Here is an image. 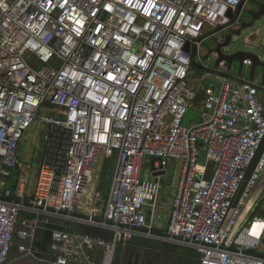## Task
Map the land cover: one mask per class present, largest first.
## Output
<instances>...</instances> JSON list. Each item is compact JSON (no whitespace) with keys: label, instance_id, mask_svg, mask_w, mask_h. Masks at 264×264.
Returning a JSON list of instances; mask_svg holds the SVG:
<instances>
[{"label":"built area","instance_id":"2783aa9c","mask_svg":"<svg viewBox=\"0 0 264 264\" xmlns=\"http://www.w3.org/2000/svg\"><path fill=\"white\" fill-rule=\"evenodd\" d=\"M252 1L0 0V264H116L135 237L192 249L198 264H264V213L242 225L264 152L235 204L264 139V84L210 64ZM36 121L46 135L27 195V170L16 190L9 183ZM102 159L111 179L91 196ZM147 159L153 179L142 176ZM177 160L168 236L139 230L163 219L159 180ZM40 222L53 259L36 246Z\"/></svg>","mask_w":264,"mask_h":264},{"label":"rangeland","instance_id":"374dc122","mask_svg":"<svg viewBox=\"0 0 264 264\" xmlns=\"http://www.w3.org/2000/svg\"><path fill=\"white\" fill-rule=\"evenodd\" d=\"M243 18L245 19L246 17L243 16ZM223 51L226 53H232L235 51L251 52L259 55L264 60V16L259 19L253 27L244 30L240 36H235L231 45L224 47ZM205 59H207V57ZM210 64L211 66H214L215 61L212 60ZM233 66V71H236V69H238V63L234 62ZM193 71L197 74L200 73V70L197 68ZM192 78H194V76H192ZM199 85L200 83L196 82H192L191 84L192 88L196 90L199 89ZM201 100L202 95L199 96V101L196 102L195 106L191 109L185 120V124L187 126H191L194 122L199 121V108ZM45 135L46 125L40 121H36L29 127L28 130H26L22 139V157L25 163L24 169L30 173L29 185L35 184L38 178L39 161L43 150ZM105 160L107 159L100 160L94 176V184L92 183L90 185L89 191H92L93 185L95 186V189L97 188L99 178L101 176H105V186H107L108 181L111 179L112 171L110 169L113 167V163L110 164L109 170L106 171L104 165ZM172 163L173 164L168 173L160 177L159 180L160 194L158 197L160 200L168 202V208L163 210L164 216L166 217V221L164 222H167L168 216H170V194L176 192L181 178L182 162L177 160ZM151 169V165L147 163V160H145L142 173L144 179H153ZM244 210L246 213L242 225H248L254 216L264 213V185L260 188L254 203H252V198L248 200L247 205L244 206ZM258 252L264 254V242L260 245Z\"/></svg>","mask_w":264,"mask_h":264},{"label":"water","instance_id":"95a60500","mask_svg":"<svg viewBox=\"0 0 264 264\" xmlns=\"http://www.w3.org/2000/svg\"><path fill=\"white\" fill-rule=\"evenodd\" d=\"M254 4L256 3V7L254 9H249L247 10L246 8H243V6L239 7V12H241L243 14V16H245L246 18L242 20V25L239 29L234 30L230 33H228L226 35V39L223 43H219L214 49V52L218 53L219 59L218 61L215 63L216 66H218L220 61H225L228 64L229 69H233V65L234 62L238 63V74L239 76H242L245 68L249 67L250 68V73H249V79L253 80L256 78H259L261 83L264 84V60L257 54L255 53H251V52H245V51H235L232 53H226L223 51L224 47H228L231 45V43L233 42V39L235 36H240L242 34V32L246 29H249L251 27H253L255 25V23L261 19L264 16V0H255L252 1ZM250 2V3H252ZM249 3V4H250ZM246 60H250L251 64L250 65H246L245 61ZM198 67V66H197ZM264 152V139L262 140L260 147L254 157V159L252 160L248 170H247V174H246V180L243 183L240 192L235 200V204L238 203V200L240 198V196L242 195L244 189L246 188V185L248 183V180L251 178L255 167L262 155V153ZM45 224L40 222L39 223V227L36 231V238L37 241H42L44 236H45ZM141 231H145V232H151L153 234L156 235H160V236H168V233L165 230H158V229H148V228H138ZM264 241V238H263ZM130 249V250H129ZM130 251V259L131 257H133L132 255H134V257H136V261L135 264L139 263V258L141 257L142 251L138 250L135 251V249L132 247L131 244H127L126 250ZM90 253H94L92 250H87ZM127 251V252H129ZM136 254V255H135ZM255 255L257 256H264L263 254L260 253H255ZM151 261H149L150 264Z\"/></svg>","mask_w":264,"mask_h":264},{"label":"trees","instance_id":"16d2710c","mask_svg":"<svg viewBox=\"0 0 264 264\" xmlns=\"http://www.w3.org/2000/svg\"><path fill=\"white\" fill-rule=\"evenodd\" d=\"M196 68H197V66L194 69H196ZM197 69H199V68H197ZM199 70H200V72H202L201 69H199ZM24 167H25V165H24ZM20 175H21V171L20 170L16 171V173H15L16 178L15 179H17V180H16V182H14V184L10 183V186L15 190L18 187V177H20ZM23 216H24V214L21 215V217H23ZM57 228H59V227H57ZM50 235H51L50 232L47 230L45 232V236H44L43 240L36 242L37 248L41 251L43 257L46 259H53L52 253L50 251V244H51ZM132 240L137 242V243H141L144 246H151V247H158L159 246L160 247V245L158 243L149 242L146 239H141V238L135 237ZM121 249H122V247L118 248L116 264H121V261H120ZM176 252L180 255V258H179L180 264H198V254L196 251L188 249V248H184V247H179L176 249ZM17 255H18V253H17V241H15L13 248H12V251H11V258H15ZM13 264H46V263L36 261V260H32V259H22V260L14 262Z\"/></svg>","mask_w":264,"mask_h":264},{"label":"crops","instance_id":"0c3cea01","mask_svg":"<svg viewBox=\"0 0 264 264\" xmlns=\"http://www.w3.org/2000/svg\"><path fill=\"white\" fill-rule=\"evenodd\" d=\"M249 6V4L247 5V7ZM246 7V8H247ZM234 69V68H233ZM232 69V70H233ZM246 70V71H245ZM244 70V72H243V74H242V77H245V78H248L249 79V73H250V68L249 67H247L246 69ZM233 72H235L236 74H238V69H236V71H233ZM256 80H258L260 83H261V81H260V79L259 78H256ZM150 159H147V163L148 164H150ZM172 162H175V161H170L169 162V164H168V166L165 168V170H164V172L161 174V177L163 176V175H165V174H167L168 173V171L170 170V168H171V166H172ZM23 169L24 168H19V169H16L15 170V172H14V175H13V178L10 180V183H13L14 184V182H16V180L17 179H15L16 178V176H15V173H16V171H21V173H22V171H23ZM19 178L20 177H18V186H19ZM10 183H9V186H10ZM35 185H36V183L35 184H33V185H29L28 186V188H27V195H29V194H31L32 192H34V189H35ZM263 186V184H260L259 185V187L255 190V192H254V194H253V196H252V203H254V200H255V198H257V196H258V192H259V190H260V188ZM18 188V187H17ZM174 194H175V192L174 193H172V194H170L171 195V201H172V199H173V197H174ZM163 215H164V213H163ZM161 221H163V222H161ZM161 221H158L157 223H156V229H158V230H166V227H167V224H168V221H169V216H168V219H167V222H164V221H166V217L164 216L163 217V219L161 220ZM136 238H141V239H146V240H148L149 242H154V243H158L160 246H162V245H164V243L165 242H161V241H158V240H154V239H148V238H145V237H136ZM129 244H131L133 247H134V249H135V251H138V250H141L143 253H151V254H156V255H159V257H161L162 256V252L160 251V248L161 247H151V246H144V245H142L141 243H137V242H135V241H131ZM128 244V245H129ZM165 245H170V246H172V247H176V248H179L180 246H175V245H171V244H168V243H165ZM122 247V249H121V254H120V261H122V257H123V250H124V248H125V250H126V247H127V245H125V246H121ZM184 248H186V247H184ZM189 249V248H188ZM192 250V249H191ZM128 252L127 251H125V260L126 259H130V255H128L127 254ZM136 255V254H135ZM133 257H131V259L132 260H134V264H135V261H136V257H134V255H132ZM141 256H142V254H141ZM172 256L174 257V258H177V259H179L180 258V255L176 252V250H175V252L174 253H172ZM140 259H141V257L139 258V262H140ZM139 264V263H138Z\"/></svg>","mask_w":264,"mask_h":264},{"label":"flooded vegetation","instance_id":"af4514ba","mask_svg":"<svg viewBox=\"0 0 264 264\" xmlns=\"http://www.w3.org/2000/svg\"><path fill=\"white\" fill-rule=\"evenodd\" d=\"M256 7V3L254 4L253 2L249 4V6L246 8L247 10L249 9H254ZM263 184L264 185V175L263 178L260 180L259 185ZM133 247V246H132ZM160 251L163 253L161 257L156 254H151V253H143L140 259L139 264H180L179 259L174 258L172 256V253L175 252L177 249L176 247H172L170 245H162L160 246ZM134 248V247H133ZM130 250V249H129ZM127 250V251H129ZM123 257L121 264H134V260L132 259H126L125 260V248L123 250ZM128 255L130 254V251L127 253Z\"/></svg>","mask_w":264,"mask_h":264},{"label":"bare ground","instance_id":"6f19581e","mask_svg":"<svg viewBox=\"0 0 264 264\" xmlns=\"http://www.w3.org/2000/svg\"><path fill=\"white\" fill-rule=\"evenodd\" d=\"M94 184V183H93ZM93 190H92V192H91V196H92V194H94V191H95V186L93 185V188H92ZM260 221H257L256 223H255V225L253 226V229H252V233H257L259 230H260V228H261V224L259 223Z\"/></svg>","mask_w":264,"mask_h":264}]
</instances>
